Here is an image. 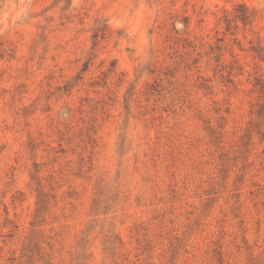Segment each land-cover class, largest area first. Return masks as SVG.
Returning <instances> with one entry per match:
<instances>
[{"label":"rangeland","instance_id":"obj_1","mask_svg":"<svg viewBox=\"0 0 264 264\" xmlns=\"http://www.w3.org/2000/svg\"><path fill=\"white\" fill-rule=\"evenodd\" d=\"M251 47L264 0H0V264H264Z\"/></svg>","mask_w":264,"mask_h":264},{"label":"trees","instance_id":"obj_2","mask_svg":"<svg viewBox=\"0 0 264 264\" xmlns=\"http://www.w3.org/2000/svg\"><path fill=\"white\" fill-rule=\"evenodd\" d=\"M71 5V1H68L66 3V5L63 7V9H67L68 7H70ZM235 13L232 15V18L228 19L229 22L227 24L228 29H230V23L234 22L235 25L237 26L238 22H241L243 25H246L248 23H251L254 19H255V12L251 11L246 5L244 4H237L234 7ZM187 22V21H186ZM104 30V29H102ZM98 36V32H95L92 37L95 39ZM251 50L257 52V55L264 61V55H262L261 53H259V49L256 47H251ZM89 66V61H87L84 64V68L83 70H87ZM114 66V65H112ZM232 72V67L231 69L228 71L229 75ZM67 85V84H66ZM65 85V86H66ZM258 87V91L262 94V96L264 97V78L263 77H258L256 79V84ZM262 107L259 108L257 110L258 114H262L264 112V104L261 105ZM45 195L43 193H38L37 194V202H36V208H35V212H34V217H38L41 214L42 209L44 208V205L46 203L45 199H44ZM36 222V220L34 219L31 224L33 225Z\"/></svg>","mask_w":264,"mask_h":264}]
</instances>
